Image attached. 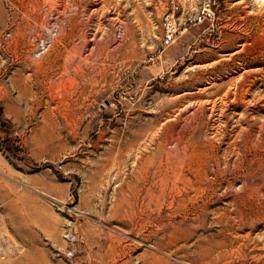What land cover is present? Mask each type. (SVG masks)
Wrapping results in <instances>:
<instances>
[{
	"label": "rangeland",
	"instance_id": "1",
	"mask_svg": "<svg viewBox=\"0 0 264 264\" xmlns=\"http://www.w3.org/2000/svg\"><path fill=\"white\" fill-rule=\"evenodd\" d=\"M216 1L0 0V264H264V5Z\"/></svg>",
	"mask_w": 264,
	"mask_h": 264
},
{
	"label": "built area",
	"instance_id": "2",
	"mask_svg": "<svg viewBox=\"0 0 264 264\" xmlns=\"http://www.w3.org/2000/svg\"><path fill=\"white\" fill-rule=\"evenodd\" d=\"M216 0H165L160 16L161 46L170 45L180 33L192 25L215 19ZM52 38H40L37 41L36 55H41L50 46Z\"/></svg>",
	"mask_w": 264,
	"mask_h": 264
},
{
	"label": "bare ground",
	"instance_id": "3",
	"mask_svg": "<svg viewBox=\"0 0 264 264\" xmlns=\"http://www.w3.org/2000/svg\"><path fill=\"white\" fill-rule=\"evenodd\" d=\"M256 2H258L259 4H262V5H264V0H255ZM61 30V29H60ZM67 31V30H66ZM246 83V82H245ZM232 85V84H231ZM235 85H236V87H238L239 86V84H238V82L237 83H235ZM242 87V86H241ZM227 93V92H226ZM225 93V94H226ZM232 101V100H231ZM239 101V100H238ZM243 101V100H242ZM247 102V101H246ZM221 113V112H220ZM241 116V115H240ZM221 121V120H220ZM214 134V133H213ZM216 140V139H215ZM229 152V151H228ZM213 180V179H212ZM203 196V195H202ZM177 202V201H176ZM229 264V263H228Z\"/></svg>",
	"mask_w": 264,
	"mask_h": 264
},
{
	"label": "trees",
	"instance_id": "4",
	"mask_svg": "<svg viewBox=\"0 0 264 264\" xmlns=\"http://www.w3.org/2000/svg\"><path fill=\"white\" fill-rule=\"evenodd\" d=\"M2 116H3V113H2V108L0 107V120H2L1 118H2Z\"/></svg>",
	"mask_w": 264,
	"mask_h": 264
}]
</instances>
